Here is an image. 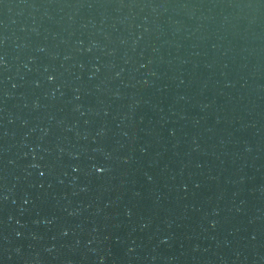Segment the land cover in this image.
<instances>
[{
	"label": "water",
	"instance_id": "1",
	"mask_svg": "<svg viewBox=\"0 0 264 264\" xmlns=\"http://www.w3.org/2000/svg\"><path fill=\"white\" fill-rule=\"evenodd\" d=\"M0 264H264V0H0Z\"/></svg>",
	"mask_w": 264,
	"mask_h": 264
},
{
	"label": "snow or ice",
	"instance_id": "2",
	"mask_svg": "<svg viewBox=\"0 0 264 264\" xmlns=\"http://www.w3.org/2000/svg\"><path fill=\"white\" fill-rule=\"evenodd\" d=\"M98 171H102V169H97Z\"/></svg>",
	"mask_w": 264,
	"mask_h": 264
}]
</instances>
